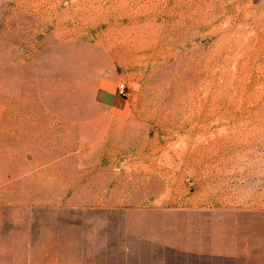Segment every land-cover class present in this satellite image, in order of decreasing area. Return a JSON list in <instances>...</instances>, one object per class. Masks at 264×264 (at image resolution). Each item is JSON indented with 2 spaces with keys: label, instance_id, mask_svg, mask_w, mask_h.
<instances>
[{
  "label": "rangeland",
  "instance_id": "obj_1",
  "mask_svg": "<svg viewBox=\"0 0 264 264\" xmlns=\"http://www.w3.org/2000/svg\"><path fill=\"white\" fill-rule=\"evenodd\" d=\"M0 166L116 264H189L195 225L264 264V0H0Z\"/></svg>",
  "mask_w": 264,
  "mask_h": 264
},
{
  "label": "crops",
  "instance_id": "obj_2",
  "mask_svg": "<svg viewBox=\"0 0 264 264\" xmlns=\"http://www.w3.org/2000/svg\"><path fill=\"white\" fill-rule=\"evenodd\" d=\"M98 97L107 105L116 104L113 91L99 90ZM8 170L0 166V264H116L114 229H84L83 217L59 212L65 205L51 202V193L36 191V186L44 190L49 183L36 177L25 181L19 172ZM204 228L195 225L189 264H211ZM140 250L139 262L155 264L153 251ZM130 251L127 247V254Z\"/></svg>",
  "mask_w": 264,
  "mask_h": 264
},
{
  "label": "built area",
  "instance_id": "obj_3",
  "mask_svg": "<svg viewBox=\"0 0 264 264\" xmlns=\"http://www.w3.org/2000/svg\"><path fill=\"white\" fill-rule=\"evenodd\" d=\"M117 94L122 97L127 96V88L125 86V83H120L117 87Z\"/></svg>",
  "mask_w": 264,
  "mask_h": 264
}]
</instances>
